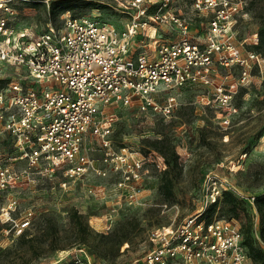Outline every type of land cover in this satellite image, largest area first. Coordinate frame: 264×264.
Returning a JSON list of instances; mask_svg holds the SVG:
<instances>
[{
  "label": "built area",
  "instance_id": "obj_1",
  "mask_svg": "<svg viewBox=\"0 0 264 264\" xmlns=\"http://www.w3.org/2000/svg\"><path fill=\"white\" fill-rule=\"evenodd\" d=\"M11 1L0 0V63L17 70L0 87V131L10 139L13 158L25 159L26 167L0 163V196L22 186L28 170L46 177L59 170L64 186L82 181L90 170L105 176L108 168L115 174L116 203L124 198V205H135L149 168L164 170L166 160L153 149L114 146L110 107L170 118L179 106L171 91L198 84L207 89L206 102L212 99L217 112L228 117L236 110L231 102L238 88L264 67V55L253 47L257 30L236 36L250 0H191L190 12L183 10V0H111L106 4L126 19L121 27L64 13L58 25L44 19L41 30L18 27L3 15L20 13ZM219 68L230 80L215 77ZM87 136L101 148L103 165L89 157ZM86 189L106 197L102 184ZM222 191L206 190L194 213L151 228L143 264H254L236 221L204 219ZM13 205L0 210L8 215ZM28 223L17 222V233Z\"/></svg>",
  "mask_w": 264,
  "mask_h": 264
},
{
  "label": "rangeland",
  "instance_id": "obj_2",
  "mask_svg": "<svg viewBox=\"0 0 264 264\" xmlns=\"http://www.w3.org/2000/svg\"><path fill=\"white\" fill-rule=\"evenodd\" d=\"M110 1L70 0L71 6L55 11L51 19L58 25L64 13L86 15L121 27L126 19L106 4ZM190 2H180L185 12H190ZM47 3L41 0L33 7L30 1L12 0L10 6L20 13H1L18 27L41 30V22L49 17ZM262 25L264 0H250L248 16L237 25L236 36H250ZM14 70L0 63V79L12 77ZM216 73L219 81L230 80L225 69ZM171 93L179 106L170 118L120 104L110 111L115 113L114 146L143 151L153 138L164 136L175 147L177 159L166 167L174 199L160 197L157 187L162 170L155 167L144 176L142 199L131 206L124 205V198L116 203L115 174L108 168L105 176L90 170L82 181L64 186L59 170L52 177L28 170L29 178L22 186L0 196V206L14 202L8 215L0 210V264H143L151 228L194 213L203 205L206 190L215 186L230 189L243 200L244 211L231 219L264 250V241L256 236L260 217L253 203L254 196L264 192V67L254 69L248 83L238 88L231 102L236 110L228 117L217 112L212 99L206 102L208 92L201 85L186 84ZM85 145L94 165H103L96 140L87 136ZM14 155L10 139L1 132L0 163L25 168L26 160L14 159ZM88 184H102L106 197L88 193ZM220 215V210L214 212ZM24 219L29 223L17 233L16 223Z\"/></svg>",
  "mask_w": 264,
  "mask_h": 264
},
{
  "label": "trees",
  "instance_id": "obj_3",
  "mask_svg": "<svg viewBox=\"0 0 264 264\" xmlns=\"http://www.w3.org/2000/svg\"><path fill=\"white\" fill-rule=\"evenodd\" d=\"M31 2L30 6H35L41 0H28ZM48 6V15L49 18L53 16L52 13L55 11H64L67 10L70 5V0H51ZM52 20V19H51ZM53 22V21H52ZM258 32V43L254 45V49L260 51L262 55H264V25L260 26L257 29ZM8 78L0 79V87L4 86ZM121 145V144H119ZM151 149L156 150L160 153L166 160V167L168 162L171 160L176 161L177 154L175 151V147L168 142L166 137H155L151 140V144L149 148L144 149L142 152L147 153ZM158 193L163 200L172 201L174 199V191H173V180L172 177L169 175V170L164 169L162 170L160 176V182L158 184ZM254 206L259 213L260 217V226L257 229L258 236L260 241H264V192L257 194L253 198ZM216 210H220V216L223 217L226 215L228 219L231 218H238L240 214L244 211L243 200L238 197L232 190L224 189L221 193L220 198L210 204L207 210L204 212V219L206 221L212 220L214 217V212ZM128 210L127 212H129ZM259 241V239H258ZM243 243L246 246L249 256L254 264H264V250L257 245L254 241V238L250 236H245L243 232Z\"/></svg>",
  "mask_w": 264,
  "mask_h": 264
}]
</instances>
